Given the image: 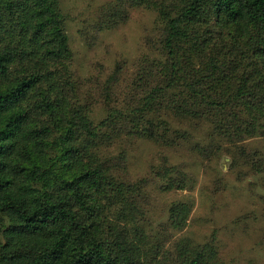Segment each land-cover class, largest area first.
<instances>
[{
    "label": "trees",
    "instance_id": "1",
    "mask_svg": "<svg viewBox=\"0 0 264 264\" xmlns=\"http://www.w3.org/2000/svg\"><path fill=\"white\" fill-rule=\"evenodd\" d=\"M129 8L154 12L153 35L127 90L100 87L109 105L95 122L59 1L0 0V264H224L209 243L167 248L164 230L186 225L188 202H171L152 232L148 179L128 180L126 151L103 152L140 138L196 148L207 120L209 139L246 158L244 141L264 129V0H115L107 25ZM165 164L151 167L161 189L193 186Z\"/></svg>",
    "mask_w": 264,
    "mask_h": 264
},
{
    "label": "rangeland",
    "instance_id": "2",
    "mask_svg": "<svg viewBox=\"0 0 264 264\" xmlns=\"http://www.w3.org/2000/svg\"><path fill=\"white\" fill-rule=\"evenodd\" d=\"M58 1L72 50L73 76L80 84L82 100L91 105L97 122L105 117L109 105L104 99V88L99 91L100 87L108 81L105 89L116 96L120 90L128 89L138 60L146 51V38L153 35L155 14L143 8H129L126 18L110 27L107 17L115 0ZM118 69L121 73L115 80L113 74ZM263 119L258 118L262 125ZM189 124L174 121L172 127L184 131ZM210 126L206 120L193 131L196 148L186 143L164 149L140 138L103 153L111 160L126 151L128 180L148 179L147 191L152 197L148 205L150 225L156 228L152 232L163 231L171 202H188L191 212L186 225L181 230L169 226L164 230L167 248L173 251L176 243L185 240L193 246L209 243L224 264H264V129L244 141L247 157L242 158L240 151L226 140L209 139ZM164 163L189 173L193 186L184 191L161 189V182L151 177V167Z\"/></svg>",
    "mask_w": 264,
    "mask_h": 264
}]
</instances>
